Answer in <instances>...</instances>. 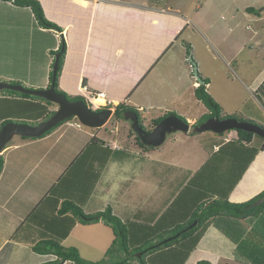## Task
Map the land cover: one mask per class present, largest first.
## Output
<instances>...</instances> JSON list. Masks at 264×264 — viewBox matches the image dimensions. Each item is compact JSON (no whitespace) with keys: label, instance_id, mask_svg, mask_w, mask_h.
I'll use <instances>...</instances> for the list:
<instances>
[{"label":"crops","instance_id":"1","mask_svg":"<svg viewBox=\"0 0 264 264\" xmlns=\"http://www.w3.org/2000/svg\"><path fill=\"white\" fill-rule=\"evenodd\" d=\"M39 1L45 17L62 28V39L66 44V51L58 84L67 94L88 96L90 92H101L109 101V107L124 104L140 111L143 105H146L144 106L148 108L146 110H150L153 105L151 95L157 92L151 89L152 83L159 79L164 84V89L156 93L155 98L160 96L156 102L171 101L172 92L179 90L182 98L195 96L193 90L199 82L192 76V67L188 63L189 54L185 52L182 43L173 45V42L177 41L179 34L188 31L190 35L195 30L200 31L199 38L205 41L206 48L208 45H212V40L208 31L202 28L199 23V13L194 12L196 13L194 16V13L190 12L186 5L181 6L178 10L168 8L166 0L157 5L151 4L149 0ZM3 11L6 13L1 16ZM28 13L29 16L25 17V14ZM190 13L194 18H190ZM8 16H10V20L15 19L18 23L13 27L10 26L12 21L8 23ZM23 21H27V26H20ZM37 28L29 8L15 6L9 1H0V32L6 29H22L25 32L37 31ZM38 30L49 34L53 41L57 39V42L52 45L53 48L47 47L46 51L58 47L61 41L60 35L57 36L53 30L43 28H38ZM188 39L191 45L190 51L194 55L195 44L190 38ZM195 40L198 41V39ZM6 56L7 53L4 55V59ZM48 56L45 69L42 70L41 77L37 81H34L35 75L33 74L35 73L32 70H29L28 75L25 74L24 81L4 73H0V80L19 81L26 87L45 88L50 82L49 73L53 61L49 52ZM4 59L0 65H7ZM198 62L199 60H197L198 67H203L202 63ZM163 63H167V66L160 68L158 65ZM209 84L210 82L206 88ZM263 85L264 71L263 76L259 78V82L254 85L253 89L256 88L255 90L264 95ZM207 91L209 93L213 91L215 94L210 93L213 96L219 94L218 89L212 91L207 89ZM140 94L144 96L143 99L146 101L144 104H140V101L137 100ZM180 95H175V98L181 97ZM24 104H28V101L0 91V107L6 108L5 110L0 109V122L7 118H25V113L22 112ZM162 107L165 106L162 105ZM162 107H159V112L150 116L149 119L161 116L166 111L176 112ZM48 109L54 110L50 106ZM179 115L181 116V114ZM188 120L189 118H187ZM70 122L72 121L62 123L50 133L35 138V140L23 138L19 139L21 140L19 142L16 141L18 139H15V143L9 144L1 154L3 165L0 172V264H42L55 258L51 254H38L31 248L32 239L34 237L35 240L37 239L36 229L40 230L41 226L27 222L29 213L34 207H40L38 210L44 213L52 211L48 206L38 204L44 197L53 195L57 199L55 202L57 206H60L64 199H68L78 204L85 213H93L102 210L103 207L111 206L102 204L100 208H87L93 195L98 193L97 183L100 181L101 175L110 167L113 170V167L117 166L119 162L112 159H106L107 162L100 161L102 147L107 146V143L104 142L103 145L90 143V139L95 136L92 134H88L87 138H82V142L76 135L70 136L68 128L63 125L77 126L75 122L70 125ZM62 127H65L66 130H63ZM53 137L54 139H52ZM71 139H75L80 146L75 148V145L70 142ZM60 140H63L60 150L53 152L52 148H55ZM31 141L44 142L46 146L41 147L40 145L33 148L32 146L39 144H26ZM115 141L112 139L113 144ZM22 145L28 147L23 150L24 146L21 147ZM217 145L220 144L215 146ZM89 146H92V151L85 155L82 162L78 163V160L75 163L79 155ZM107 147L110 149L119 148L118 145H108ZM126 150L129 152L128 148ZM254 162L257 165L255 172L251 173ZM260 163H264V150L261 149L256 152L245 169L243 180L241 179L242 181L240 180L230 193L228 197L230 201H246L264 189V185L258 187V191L254 189L264 182V172L259 176V171L264 170V165L260 168ZM75 164L78 167L73 168ZM20 166L23 167L21 174L17 175L15 181L9 180L11 171L13 169L18 171ZM188 173L186 182L195 172L188 171ZM247 176L253 177L247 181ZM108 199L109 196L105 197L104 201H108ZM52 205H54L53 202ZM88 225L96 227L95 235L83 233L82 241L79 240L78 233ZM42 235L46 234L43 232ZM104 237L108 243H111L113 232L102 221L83 225L76 223L68 236L61 241V244L65 247L78 246L79 249L89 251L86 244L88 243L92 245V252H99ZM72 239L75 242L69 244L68 242ZM76 242H78L77 245L74 244ZM106 249L103 248L104 252ZM82 255L88 257L85 254ZM68 263L69 261L63 262V264Z\"/></svg>","mask_w":264,"mask_h":264},{"label":"rangeland","instance_id":"2","mask_svg":"<svg viewBox=\"0 0 264 264\" xmlns=\"http://www.w3.org/2000/svg\"><path fill=\"white\" fill-rule=\"evenodd\" d=\"M161 1L164 0H149L151 4L155 5L161 4ZM165 3L168 8L178 10H180L181 6L186 5L190 12L199 13L200 25L211 36L212 45H208V48L205 47V41L199 38L201 33L197 30L190 35L188 31L179 34L177 41H174L173 45H177L180 42L184 46L185 52L189 54L188 63L192 67V76L195 80L197 79L193 72L192 62L190 61L192 57V61L197 65L200 78H203L204 75V78H207L210 82L207 89L209 91L218 89V95H211L212 93L215 94L213 91L209 94L217 99L214 98L221 106L222 114H227L224 112H237L238 116H244L256 124L264 125V95L255 90L256 88L253 89L254 85L259 82V78L263 76L264 71V0H166ZM245 6L254 7L257 13L246 12L243 9ZM5 13L6 11H3L1 16ZM193 15L196 16V13ZM193 15L190 13V18H194ZM26 16H29V13L25 14ZM9 18L10 16L7 18L8 23L12 21L9 24L10 26L13 27L18 23L15 19L10 20ZM22 20H24V17H22ZM26 22H21L20 26H27ZM36 27L41 28L37 25ZM38 28V32L35 30L25 32L22 29H6L0 32V64L7 53L4 59L7 65H0V73L11 74L12 78L24 81L26 79L25 74L28 75L29 70H32L35 73L33 74L35 75L34 81H37L41 77L40 74L45 69V64L49 58V51H46V48H53L52 45L57 42V39L51 40L49 34L38 30ZM59 35L57 33V36ZM188 38L194 42V55L197 54L195 57L199 60V64L202 63L201 66L203 67H198L197 60L195 61V57L190 51L191 45ZM195 39H198V41ZM49 55L52 56L50 53ZM158 66L164 68L167 66V63L159 64ZM152 86L151 89L156 90V93L164 89V84L159 79L154 81ZM58 87L60 88L59 84ZM4 91L6 92V90ZM62 91L65 92L64 90ZM179 91H173L176 93L172 92V100L166 101V103L156 102L160 96L155 98L156 93H153L151 95L153 99L151 109L146 110L148 108H145L144 106L146 105H143L142 109L137 111L146 129L154 127L152 119H149V117L156 115L160 110L159 107H162V105L165 106L162 108L175 110L185 120L189 118L187 123L190 124V131L169 133L162 145L153 147L151 150L139 146L135 140L132 123L125 116L121 118H117L114 115L111 116L103 125L104 127L102 126L100 129L86 127L82 124L79 127L76 126L77 128L63 124L68 128V134L70 136L76 135L81 142L82 138H87L88 134H92L101 137L107 143V146L118 145V149L124 150L128 148L132 154L129 159L120 161L117 166H114L113 170L110 167L101 175L100 181L97 183L98 193L97 195H93L87 206L88 209L100 208L102 204H109L111 205V209L113 208V214L118 216L127 225L131 223V229H134L136 224L150 225V220L152 218L157 219V216L160 214L158 211L162 209L163 205H172V202H174L176 196L180 193L181 187L186 182L185 180L189 175L187 172L201 170L209 156L218 148L219 145L215 147L216 144H222L230 139L237 138L236 132L230 130L224 132L222 136L210 131L197 133L193 124L204 113L209 111L196 96L182 98ZM175 95H180L181 97L176 99ZM78 96L86 101L92 109H96L97 106L102 105L100 100L95 99L90 94L88 96ZM143 97L142 94L137 97L140 104L146 102ZM50 107L54 108V110L57 108L54 103ZM0 109L5 110L6 108L3 106ZM24 109L27 110L26 104H24ZM69 120L79 122L74 118ZM27 122L31 124L37 123L34 121ZM65 127H62V129L66 130ZM191 132H195V134H191ZM223 138H227V141ZM15 139H18L16 141L20 142L21 140L19 139L23 138L14 135L5 144V148L9 144L15 143ZM112 139L116 140L115 144H113ZM25 140H35V138H27ZM70 142L75 145V148L80 146L75 139H71ZM33 143L39 144L38 146H32L33 148L40 145L41 147L46 146L44 142L35 141L27 142L26 144ZM262 143L261 138L254 137L251 145L260 147ZM62 144L63 140H60L57 146L52 148V151L60 150ZM21 147L24 150L28 146L22 145ZM217 163L218 166L210 174L209 184L205 187L206 193L212 194L218 188L221 191H225L226 187L224 185H219L218 187L215 184L216 178L226 168H236L239 170L243 160L241 156L237 160L229 156L225 157L221 163ZM253 165L254 169H251V173L255 172L257 163L254 162ZM263 165L264 163H260V168ZM22 170V166L19 167L18 171L13 169L9 180L15 181V178L21 174ZM262 172L264 170L259 171V176H261ZM249 176H247V181L253 177L249 178ZM242 178L243 173L237 183L231 187L229 195ZM263 184L264 182H261L259 186L255 185L254 189L258 191V187ZM108 196V201H104V198ZM181 201V206H186L185 212H188L192 203L191 199L183 197ZM173 216L175 215L168 213L165 218L169 221ZM175 218L177 219V217ZM175 218H172V220L175 221ZM250 224L249 230L253 231ZM82 229L77 235L81 241L83 233H91L93 236L96 233L95 226L88 225ZM218 235L216 228H209L207 232L205 231L199 243L182 264H195L199 259L209 260L211 264H250V262L244 261L243 257L239 258L237 256L234 251V244L225 235L222 238ZM73 242L75 241L72 239L68 243L73 244ZM74 244L77 245L78 242ZM86 244L89 251L79 249L76 246L80 255L85 254L88 257L82 255L83 258L95 261L103 255V248H108L110 243L104 237L99 252H92V245ZM68 264L72 263L69 261Z\"/></svg>","mask_w":264,"mask_h":264},{"label":"trees","instance_id":"3","mask_svg":"<svg viewBox=\"0 0 264 264\" xmlns=\"http://www.w3.org/2000/svg\"><path fill=\"white\" fill-rule=\"evenodd\" d=\"M2 1H9L15 6L29 8L37 26L59 33L62 32L60 26L45 17L39 0ZM245 11L257 13V10L252 6L246 7ZM61 36L63 35L61 34ZM65 51L66 44L62 39L57 49L49 50V53L53 57V61L55 54L60 52L54 87L57 92L65 94L69 100L81 99L79 96L67 95L58 87V78L62 70ZM51 78L52 69H50L49 73L50 82ZM201 79L203 82L194 88V95L205 105L209 112L204 113L193 126L198 125L210 117H234L238 120L250 121V119L244 116H238L236 113L222 115L221 106L207 91L206 85L209 83V80L204 77ZM7 82L21 84L19 81ZM4 90H6V92ZM0 91L28 101V104H26L27 110L24 109V106L22 108V112L23 114L25 113L26 116L25 118L3 119L0 122V126L8 121L38 122V119H46L54 112V110L48 109V106L52 105L53 102L42 97L10 89H3ZM131 112L136 113L138 117H140L138 112L132 107L118 104L115 107L114 116L121 118L125 113ZM169 114H175L186 122L184 117L176 112L167 111L163 115L152 119V124H157L162 118ZM32 115H36L37 117H29ZM67 120L69 119L58 123L38 137L22 138L34 139L43 137L63 122H67ZM139 123L141 127L144 128L140 118ZM149 130L150 129H147V131ZM193 133L195 134V132H191V134ZM236 133L237 138L230 139L220 144L218 149L209 156L201 170H197L193 176L188 179L186 184H183L180 193L176 196L172 205L164 206V203L162 204L163 206L162 209L158 211L160 214L157 216V219L152 218L150 220V225L152 226L148 224H136L135 228L131 229V223L129 225L124 223L118 216L112 213L110 206L93 213H85L78 204L68 199H64L60 203V206H57V203L55 204L57 199L53 195L44 197L38 204L48 206L52 211L44 213L38 210L40 207H34L29 213V219L27 220L29 223L33 222L41 226L40 230L38 228L36 229L35 236L37 235V239L35 240L34 237L31 241L32 250L38 254H51L55 256L54 259L45 261L42 264H57L65 261H70L72 264H182L189 253L199 243L205 231L207 232L209 228H216L220 238L225 235V237L234 244V251L239 258L243 257V260L250 262V264H264V189L246 201L232 202L228 198L231 187L237 183L242 173H244L246 167L259 150V147L251 145L254 137L259 136L243 130H236ZM219 135L222 136L223 133ZM135 140L141 148L148 150L153 149V147L143 144L137 135L135 136ZM261 140L263 143L260 149H264V139L261 138ZM90 143H100L103 145L104 140L93 136L90 139ZM92 149V146L87 147V149L79 155L75 163L78 160V163L82 162L86 157L85 155L89 154ZM131 156L132 154L130 151L128 152L124 149H110L105 145L102 147V154L99 160L107 162L108 159H112L120 162L129 159ZM229 156L235 160L241 156L243 160L241 168L239 170L236 168H226L224 171L220 172V175L216 178L215 184L218 187L219 185H224L226 187L225 191H221L218 188L215 189L212 194L206 193L205 187L209 184L210 174L218 166L217 162L221 163L225 157L227 158ZM2 165L3 158L1 157L0 172ZM75 167H78L77 164H75L73 168ZM50 194H52V192ZM183 197H188L192 201L188 212H185L186 206H181V198ZM52 202L54 205L51 206ZM168 213L175 215L172 218L177 217V219L175 218V221H173L171 218L167 221L165 216ZM99 221L109 226L114 236L100 259L95 261L87 260L80 255L76 247H65L61 244V241L68 236L70 230L76 223L91 224ZM245 222L251 223V229H253V231L249 230L248 224L246 225ZM43 232L46 235H42ZM195 264H211V262L206 259H199Z\"/></svg>","mask_w":264,"mask_h":264},{"label":"water","instance_id":"4","mask_svg":"<svg viewBox=\"0 0 264 264\" xmlns=\"http://www.w3.org/2000/svg\"><path fill=\"white\" fill-rule=\"evenodd\" d=\"M59 54H55L54 62L52 65V78L50 85L45 88L30 89L24 87L21 84H12L8 82L0 81V90L10 89L29 95H35L42 97L50 102L56 103L58 108L46 119L40 121L37 124H29L25 122H13L9 121L4 123L0 127V152L4 145L12 138L13 135L37 137L50 130L58 123L75 117L84 126L90 128L102 127L112 115V110L109 108H103L100 110H93L88 104L82 100H69L67 97L59 93L54 88L56 71L58 68ZM190 61L193 65V72L196 79L202 83L195 62ZM128 118V117H127ZM131 125L134 131L137 133L141 141L151 147H157L164 143L167 134L175 131L187 132L189 130V124L179 118L175 114H169L162 118L157 124L154 125L151 131L146 132L143 130L138 122L137 115L133 113L130 117ZM228 130H243L251 132L264 139V127L255 124L251 121L238 120L234 117L216 118L211 117L195 126L197 133L210 131L215 134H221ZM0 153V160H1ZM57 264H63L62 262Z\"/></svg>","mask_w":264,"mask_h":264},{"label":"bare ground","instance_id":"5","mask_svg":"<svg viewBox=\"0 0 264 264\" xmlns=\"http://www.w3.org/2000/svg\"><path fill=\"white\" fill-rule=\"evenodd\" d=\"M54 31V30H53ZM56 32V31H55ZM56 33H58V34H60V36H61V33H59V32H56ZM53 65V64H52ZM51 69H52V67H51ZM3 82H7V81H3ZM9 83V82H8ZM55 88V87H54ZM30 89H39V88H30ZM3 90V89H2ZM60 93V92H59ZM101 92H90L89 94H90V96H92V97H94L95 99H98V100H100L101 102H102V105L101 106H97L96 107V109H93V110H100V109H103V108H109V109H111L112 110V115L111 116H113L114 115V110H115V107L116 106H114V108L111 106V107H109V101H107V99H106V97H105V95H104V93H101V96L99 97V95L98 94H100ZM63 94V93H62ZM65 95V94H64ZM68 99V98H67ZM56 106H57V108H58V105L56 104V103H54ZM89 106V105H88ZM90 107V106H89ZM56 108V109H57ZM91 108V107H90ZM55 109V110H56ZM54 110V111H55ZM134 112H131V113H125L123 116H125V118L127 119V120H129L130 121V117H131V115L133 114ZM136 114V113H135ZM137 115V114H136ZM128 117V118H127ZM48 118V117H47ZM137 118H138V122H139V117H138V115H137ZM44 120V119H43ZM40 121H42V120H40ZM40 121H38L37 123H39ZM9 122V121H8ZM13 122H16V121H13ZM25 123H27V122H25ZM37 123H35V124H37ZM130 123H131V121H130ZM29 124H31V123H29ZM74 124V122H70V125H73ZM75 124L77 125V127H79L80 125H81V123L80 122H75ZM139 125H140V123H139ZM56 126V125H55ZM144 126V125H143ZM1 127V126H0ZM140 127H141V125H140ZM53 128V127H52ZM142 128V127H141ZM145 128V127H144ZM133 129V128H132ZM143 129V128H142ZM143 130H145L146 131V129H143ZM152 130V129H151ZM150 130V131H151ZM133 131H134V129H133ZM135 132V131H134ZM146 132H149V131H146ZM136 133V132H135ZM137 134V133H136ZM14 136V135H13ZM12 136V137H13ZM17 136H21V135H17ZM138 136V135H137ZM21 137H30V136H21ZM38 137V136H37ZM139 137V136H138ZM225 141H227V138H223ZM11 140V139H10ZM9 140V141H10ZM141 140V139H140ZM143 143V142H142ZM144 144V143H143ZM5 148V145H4V147H3V149ZM3 149H2V151L0 152V153H2L3 152Z\"/></svg>","mask_w":264,"mask_h":264},{"label":"clouds","instance_id":"6","mask_svg":"<svg viewBox=\"0 0 264 264\" xmlns=\"http://www.w3.org/2000/svg\"><path fill=\"white\" fill-rule=\"evenodd\" d=\"M2 1V0H1ZM61 39H62V36H61ZM63 40V39H62ZM57 49V48H56ZM55 57V56H54ZM192 59V58H191ZM54 62V61H53ZM197 82H199L198 80H197ZM200 83V82H199ZM136 111V110H135ZM223 115V114H222ZM71 118H74L76 121H77V118H75V117H71ZM71 118H68V119H71ZM211 118V117H210ZM222 118H224V117H222ZM68 122L69 121H71V120H67ZM186 122H187V120H186ZM252 122V121H251ZM254 123V122H253ZM189 124V123H188ZM256 124V123H255ZM258 125H260V124H258ZM154 126V125H153ZM260 126H262V125H260ZM263 127V126H262ZM189 128H190V124H189ZM188 131H190V130H188ZM187 131V132H188ZM232 131V130H231ZM233 131H235L236 132V130H233ZM236 135H237V133H236ZM263 139V138H262ZM216 147V146H215ZM218 149V148H217ZM259 150H260V147H259ZM261 150H264V149H261ZM263 190V189H262ZM261 190V191H262ZM259 193V192H258Z\"/></svg>","mask_w":264,"mask_h":264},{"label":"flooded vegetation","instance_id":"7","mask_svg":"<svg viewBox=\"0 0 264 264\" xmlns=\"http://www.w3.org/2000/svg\"><path fill=\"white\" fill-rule=\"evenodd\" d=\"M54 105H55V104H54ZM55 106H56V105H55ZM128 121H129V120H128ZM129 122H130V121H129ZM144 127H145V126H144ZM143 129H146V127H145V128H143ZM151 129H152V128H151ZM151 129H150V130H151ZM150 130H149V131H150ZM146 131H147V129H146ZM136 135H137V134L135 133V136H136Z\"/></svg>","mask_w":264,"mask_h":264},{"label":"built area","instance_id":"8","mask_svg":"<svg viewBox=\"0 0 264 264\" xmlns=\"http://www.w3.org/2000/svg\"><path fill=\"white\" fill-rule=\"evenodd\" d=\"M99 95V97L101 96V93L100 94H98Z\"/></svg>","mask_w":264,"mask_h":264}]
</instances>
